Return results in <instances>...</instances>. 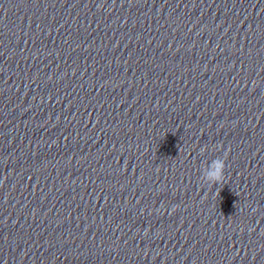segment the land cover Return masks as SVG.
Masks as SVG:
<instances>
[{"label": "clouds", "instance_id": "clouds-1", "mask_svg": "<svg viewBox=\"0 0 264 264\" xmlns=\"http://www.w3.org/2000/svg\"><path fill=\"white\" fill-rule=\"evenodd\" d=\"M225 167L224 159L218 158L212 160L210 168L206 171V179L211 184H219L223 179Z\"/></svg>", "mask_w": 264, "mask_h": 264}]
</instances>
